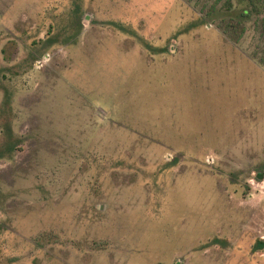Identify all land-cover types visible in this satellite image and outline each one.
<instances>
[{"label":"rangeland","instance_id":"rangeland-1","mask_svg":"<svg viewBox=\"0 0 264 264\" xmlns=\"http://www.w3.org/2000/svg\"><path fill=\"white\" fill-rule=\"evenodd\" d=\"M11 144L0 264H264V0H0Z\"/></svg>","mask_w":264,"mask_h":264},{"label":"trees","instance_id":"trees-1","mask_svg":"<svg viewBox=\"0 0 264 264\" xmlns=\"http://www.w3.org/2000/svg\"><path fill=\"white\" fill-rule=\"evenodd\" d=\"M14 146H15L14 144L8 145L6 147L4 146V148L0 149V150H2V151H0V153H9L10 154V152L15 148ZM0 156H1V154H0ZM257 247L258 248L264 247V240L259 241Z\"/></svg>","mask_w":264,"mask_h":264}]
</instances>
